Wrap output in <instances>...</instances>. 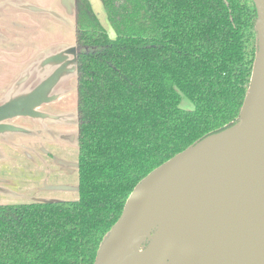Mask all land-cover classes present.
I'll return each mask as SVG.
<instances>
[{"label": "trees", "instance_id": "1", "mask_svg": "<svg viewBox=\"0 0 264 264\" xmlns=\"http://www.w3.org/2000/svg\"><path fill=\"white\" fill-rule=\"evenodd\" d=\"M100 1L115 38L75 3L79 199L0 205V264H94L145 178L240 120L253 0Z\"/></svg>", "mask_w": 264, "mask_h": 264}, {"label": "crops", "instance_id": "2", "mask_svg": "<svg viewBox=\"0 0 264 264\" xmlns=\"http://www.w3.org/2000/svg\"><path fill=\"white\" fill-rule=\"evenodd\" d=\"M88 1L108 32L102 2ZM75 3L0 0V108L30 106L0 121V205L79 199Z\"/></svg>", "mask_w": 264, "mask_h": 264}, {"label": "rangeland", "instance_id": "3", "mask_svg": "<svg viewBox=\"0 0 264 264\" xmlns=\"http://www.w3.org/2000/svg\"><path fill=\"white\" fill-rule=\"evenodd\" d=\"M108 27V34L115 38L109 22ZM181 106L194 108L187 98ZM236 164L225 166L221 172L212 171L178 191L180 179L176 178L162 195L140 206L135 222L139 238L122 264H128L132 254L137 256L133 264H238L243 255L252 263L254 246L239 242L252 240L256 236L252 230L255 221L264 222V160L257 165L261 170L258 183L249 172L254 163ZM73 177L77 186L79 174L78 179L76 174ZM6 198L8 201L9 196ZM16 200L33 203L29 196L26 202ZM200 246L205 247L203 251Z\"/></svg>", "mask_w": 264, "mask_h": 264}, {"label": "water", "instance_id": "4", "mask_svg": "<svg viewBox=\"0 0 264 264\" xmlns=\"http://www.w3.org/2000/svg\"><path fill=\"white\" fill-rule=\"evenodd\" d=\"M253 1L258 11V19L256 22V31L258 33L257 57L249 92L242 109L239 122L232 128H229L219 134L212 135L197 143L195 146L189 148L173 160L165 163L153 173H151L147 178H145L130 196L119 221L105 237L104 242L102 243L101 248L96 256L94 264L123 263L124 255L136 242L135 222L137 209L140 206L145 205L148 201L162 195L163 192L166 191L165 189H168V187L175 181L174 179H180L176 186V191H178L198 181L203 176H206L212 171L221 172L225 166L231 165L225 164L223 168L219 169V160L201 163L187 170L181 171L180 173L178 172L174 174L173 177L168 178L167 176L162 184L154 185V183L156 184L159 180L157 176L162 173L165 167L170 166L169 169H171L179 165L178 163L180 161H182L190 154L191 151L196 149L204 142L236 129L235 138L228 148L227 153L221 158L220 161H229L233 156V152L238 149H246L250 155L256 154V157H258V161H256L258 163H261L264 160V158L260 155L261 153H264V146L262 145L263 142L259 144L256 143L255 140L253 142L251 141L252 136L255 134L253 133L255 129L264 131V0ZM28 112H30L29 104L6 106L0 108V121L20 114H26ZM260 151L262 152L260 153ZM172 180L174 181L171 182ZM150 182H152L151 184L154 186L153 189L146 192L143 202L137 204L136 199L142 192L144 185Z\"/></svg>", "mask_w": 264, "mask_h": 264}, {"label": "bare ground", "instance_id": "5", "mask_svg": "<svg viewBox=\"0 0 264 264\" xmlns=\"http://www.w3.org/2000/svg\"><path fill=\"white\" fill-rule=\"evenodd\" d=\"M253 133H255V134L252 136L251 141L253 142L255 140V142L259 143V144H261L263 142L262 145L264 146V131L260 130V129H255ZM235 135H236V129H233L231 131L226 132L223 135H220L214 139H211V140L204 142L203 144L198 146L196 149L191 151L190 154L187 157H185L182 161H180L178 163L179 165H177L171 169H169L170 166L165 167L163 169L162 173L157 176V178H159L157 183L155 184L153 182L154 185L162 184V182H164V179L167 176H168V178L173 177L174 174H176L178 172L180 173L181 171L187 170V169H189L195 165L205 163V162L214 161V160L215 161L219 160V162H220L219 166H218L219 169L223 168V166L225 164L233 165V164H236L238 161L239 162L234 166L238 167L239 163L249 165L251 162V163L255 164L258 161V157H256V154L250 155L246 149H240V150L238 149L235 152H233V154H232L233 156L231 157V159L229 161H226V162L220 161L221 158L227 153V150L230 147L232 141L234 140ZM261 152L262 151H260V153ZM260 155L264 158V153H261ZM258 164L259 163L257 162L249 170V172L252 174V179L254 181L256 179L255 182H257V183H258L257 180H259V182H260L259 175H260V171H261L260 168L257 166ZM151 183L152 182L144 185L142 192L140 193V195L136 199L137 204H140L141 202H143L146 192L153 189L154 186ZM148 227H150V226H148ZM148 227L146 228L147 231H148ZM139 228H140V226H139ZM140 230H142V226H141ZM146 230L144 229V231H146ZM252 230H254V232H256V236L253 237L252 240L250 239V240L244 241L243 243L239 242V244L244 245L246 247L248 245L254 246V249H252V251L250 253V257H251L250 262H252V263H248L244 259L245 255H243L242 257H239L240 261L238 262V264H264V222L256 223V221H255V224L253 225ZM141 232H143V231H141ZM145 235H147V234H145ZM221 236H222V234H221ZM141 237H144V236H141ZM136 238H139V237L136 235ZM239 244H238V246H240ZM204 248H205L204 246H200L199 250L201 249L203 251ZM136 257L137 256L132 254L129 261H128V264L129 263L133 264Z\"/></svg>", "mask_w": 264, "mask_h": 264}]
</instances>
